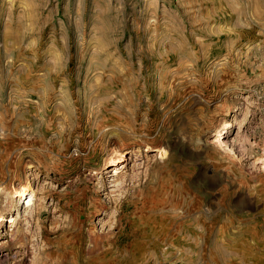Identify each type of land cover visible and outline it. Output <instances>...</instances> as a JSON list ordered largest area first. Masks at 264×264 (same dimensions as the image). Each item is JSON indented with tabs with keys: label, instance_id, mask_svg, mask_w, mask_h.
I'll return each instance as SVG.
<instances>
[{
	"label": "rangeland",
	"instance_id": "374dc122",
	"mask_svg": "<svg viewBox=\"0 0 264 264\" xmlns=\"http://www.w3.org/2000/svg\"><path fill=\"white\" fill-rule=\"evenodd\" d=\"M0 264H264V0H0Z\"/></svg>",
	"mask_w": 264,
	"mask_h": 264
},
{
	"label": "bare ground",
	"instance_id": "6f19581e",
	"mask_svg": "<svg viewBox=\"0 0 264 264\" xmlns=\"http://www.w3.org/2000/svg\"><path fill=\"white\" fill-rule=\"evenodd\" d=\"M230 126H231V122L225 121L223 128L217 130V137L218 138H217L216 142L221 147H224L223 146L224 141L222 140L221 135L224 132H226V133L229 132V130L227 128H229ZM164 150H165V148H163V147L157 148V151H160V152L164 151ZM124 155L125 154L123 153V156ZM123 156L118 157V155H112L109 158V160L106 159V160H108V162H113L115 164L114 175L118 174L119 172H122V170L125 168L124 163H119V162H122V160H124ZM139 196H141V194ZM142 199H143V197H142ZM150 207L151 206L148 205L147 202H144L143 208L145 210H148ZM101 210H105V206H98L93 212L99 213V212H101ZM192 224L193 225H189V223H188V225H187L184 223L183 225H180V226L183 227L184 230H186V232H184V235H183V237L185 239L193 238L195 240V245L193 247H189V246L185 247V245H183V244L181 245L182 247H180L179 246V244H181V239L179 238L180 236L177 237V235L175 233H170L169 235L167 234V230L170 229L169 226L164 225L159 229L156 228V230L154 231L155 233H154L153 239H149V238L146 239L145 237H139V235L136 234L135 229L128 227L130 234L134 237V238L132 237L133 238L132 244H130V246L132 247L131 250H134L135 247L136 248H138V247L144 248V246H145L146 248H148L147 244L152 245V247H154L156 250L161 249L164 253L176 252V253H180V254H186V253L191 252V251L200 250L202 243H203V240H204V237H205V230H204L205 224H204V221L201 217L200 218L195 217V220L192 222ZM79 226H80V228H79L78 234L74 238L78 239L80 242L82 241V242L89 243L87 250L90 253H93V251H96V250L98 252L104 248L109 249V248H111V246H117V245L120 246L121 236L116 234V232L114 230H111L105 234H100V233H96L94 228L93 229L87 228L88 230L86 231L85 227H83L82 225H79ZM77 229H78V227H77ZM159 239L163 241V244L161 242H159L160 241ZM72 242H73V240H72ZM130 242H131V240H130ZM130 246L127 247V249H129Z\"/></svg>",
	"mask_w": 264,
	"mask_h": 264
}]
</instances>
